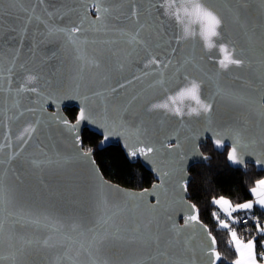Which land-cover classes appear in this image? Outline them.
Returning <instances> with one entry per match:
<instances>
[{
  "label": "snow or ice",
  "instance_id": "1",
  "mask_svg": "<svg viewBox=\"0 0 264 264\" xmlns=\"http://www.w3.org/2000/svg\"><path fill=\"white\" fill-rule=\"evenodd\" d=\"M27 2L31 4V8L22 6L25 0H0V30L3 28L5 18L15 21L18 19V12L25 14L24 23L19 31L16 27L10 28L11 32L17 33V37L16 46L9 49L7 67L4 66V50L0 48V127H8L6 122H17L26 115L30 117L18 133H13L9 127L2 137L3 142L0 143V264L5 260L3 249L6 220L11 221L10 231L7 233L9 241L7 259L11 264H63L66 259L72 264H115L111 259V253L118 247L130 250V255L121 264H217L221 260V253L216 248V237L201 222L196 204L188 203L184 196L180 195L179 204L188 210L186 218L183 219V226H177L166 210L165 219L162 220L156 215L161 209L162 201L158 199L155 205L147 204L143 202V197L150 194L147 190L136 194L111 185L104 179L96 160L93 159L92 149L83 151L80 148V136L75 133L81 122L95 124L99 119L101 121L99 126L105 130L98 134L103 136V141H108L114 135L124 137L126 140L124 147L128 149L127 154L131 157L144 156L155 162L153 154H159L162 149H166L169 150V155L176 152L178 161H182L186 154L179 151L184 148L182 143L173 145L161 141L157 147L151 138L154 129L149 128L143 118L138 121L129 119L130 116H140L139 112L132 111L134 103L140 99L139 94L132 95L122 103L118 101L119 89H125L134 82L143 81L151 76L148 87L158 88L164 102L146 101L142 105L143 114L161 117L160 123L172 118L183 122L184 117H196L206 121L209 127L205 131L214 133L216 137L214 143L218 148L223 147L226 140L230 143V150L226 154L227 161L243 165L250 146L259 143L264 149V124L260 126V135L252 139H248L240 127L222 125L219 130H214L211 124L217 98L227 100L231 97V93L220 84V78L250 68L252 56L249 53L257 50L261 56L260 62L264 65V14L261 16L257 32L256 27L251 26L248 21L250 0H195L190 11L184 9V14L191 18L196 27L173 33L170 40H165L163 21L152 16L150 9L144 8L138 0H128V9L118 10L119 15L116 16L112 15L116 9L104 5L121 4L123 0H82L85 15L81 23L64 28L49 25L35 14L36 7L45 6L46 0ZM165 2L166 0H160V3L155 5L161 16L171 19L174 23L180 22V14L166 11ZM261 3L264 4V0H261ZM92 8L96 12V19L89 21L93 30L96 32L111 30L115 38L99 41L105 47L88 57L83 54V46L98 43L96 39L83 35L85 32L82 27L83 20L88 18L87 14ZM45 11L51 18L53 13L48 12L47 8ZM145 14L151 18V22L143 18ZM33 20L38 22V26L44 25L49 37L63 34L66 45L71 46L72 59L76 67L63 86H54L53 82L43 75L42 69L35 66L36 49L39 46L35 38L36 33L30 41L29 51L32 55L27 60L20 59V52ZM112 20L116 23L110 24L109 21ZM123 22H127L131 27H127ZM230 25L243 30L247 38L245 45L238 46L230 38L228 32ZM77 33L81 35H76ZM119 37H124L123 43L129 48L127 52L121 53L113 47L120 43ZM186 45L191 46V51L178 59ZM140 51L144 53L140 75L133 74L131 79L125 77V82L118 81L117 87L109 86L99 90L90 88V84L96 82L103 84L109 79L113 57L122 56V62L118 61V64L119 70H123L127 61L139 57ZM217 53L223 54V58L214 59ZM209 62L213 67L211 74L204 68ZM30 64L33 66L30 67ZM189 69L201 74L196 75ZM261 79L264 80V76ZM176 80H179L178 84ZM209 81L216 85L211 95L207 93ZM169 84L175 85L179 97L190 98L198 107H191L187 111L180 107H171L168 101L174 103L176 96L168 95L172 91L168 87ZM81 88L90 90L91 96L84 95L85 104L79 109L75 124H69L58 113L51 116L45 114V103L51 105L61 95H67L69 91L79 93ZM22 97L27 98L29 103L22 105ZM32 97L36 98L35 101ZM92 97L100 98L101 105L98 109L88 103ZM234 99L239 103H253L257 115L264 122V94L256 101H249L248 97ZM8 112H12V115L9 116ZM49 120L57 122L69 133L74 134L72 152L67 156L58 157L55 161L46 154L43 160L25 156L28 146ZM133 136L135 142H127ZM103 141L97 146L98 151L103 150L105 146ZM186 151L195 153L197 146L189 141ZM256 163L264 165V159H258ZM5 164L8 165L7 169L2 167ZM72 164H79L85 169V174H65L68 166ZM157 171L163 180L160 184L154 185V193L161 192L166 195L168 189L165 185L176 171L181 175L175 181L174 190L182 194L189 191L190 179L184 178L183 168L169 171L158 168ZM46 172L50 179L45 178ZM30 173L38 176L36 185L27 180ZM250 191L254 199L235 205L223 196L212 199V203L227 217V220L221 219L217 213H213L219 227L229 231V243L234 246L236 253L232 264H258L256 238L245 242L237 236V232L231 226L236 223H248L247 219L241 221L239 217L233 216L234 212L252 213L256 206L257 210H264V178L256 180ZM110 194H119L120 197L126 198L124 207L129 201H139L140 203H136L134 207L136 209L143 207L148 215L144 218L133 217L127 226L116 223L115 217L122 210V206L111 200ZM28 201H47L52 207H56L57 204L63 207L66 217L61 221L63 241L47 233L31 238L27 235H17L26 233L30 227L39 230L42 224H50L53 219H58L50 217L49 214L16 211L17 206ZM85 202L90 204L91 209L107 210L111 207L117 211L113 212L111 217L105 216L102 211H97L91 216L81 214L80 206ZM261 215L264 216V211H261ZM249 218L253 220L255 230L264 234V223L261 219L254 214ZM228 221H231V224ZM197 231L205 234L208 241L206 247L203 244L195 247L192 245L193 235ZM187 232H191L192 235H184ZM261 259H264V253H261Z\"/></svg>",
  "mask_w": 264,
  "mask_h": 264
},
{
  "label": "water",
  "instance_id": "2",
  "mask_svg": "<svg viewBox=\"0 0 264 264\" xmlns=\"http://www.w3.org/2000/svg\"><path fill=\"white\" fill-rule=\"evenodd\" d=\"M194 2L195 0H166L165 10L172 13L178 12L180 14L181 21L174 23L171 19L161 16L160 11L155 6L160 3V0H138V3L143 5L144 8L150 9L152 16L156 17L157 20L163 21V34L165 40H170L173 36V33H179L185 28L192 30L194 27H196V25L192 23L191 18L187 17L184 14V9L187 8L190 11L191 5ZM22 6L25 8H31V4H29L27 0H25V3ZM104 6L116 9L117 11H113L112 13L113 16H116L119 15L118 10L122 9L126 11L129 5L128 0H123V3L121 4H111ZM45 8H47L48 12L53 13L51 18L48 17ZM248 10V21L251 26L256 27V30L258 32V25L261 23V16L262 14H264V4L261 3V0H250ZM35 14L40 16L49 25L61 28L69 27L72 24H80L85 15L82 0H46L45 6L36 7ZM17 16L18 19H16L15 21H12L9 18H5L3 22V28L2 30H0V48H3L4 50L5 67L8 66L9 49L13 46H16L15 38L17 37V33L11 32L10 28L16 27L19 31L24 23L25 14L23 12H18ZM87 17L88 18L86 20H83L82 27L85 29L83 35H87L90 39H96L98 41L97 44L90 43L86 46H83V54L85 56L91 57L95 55L101 48L105 47V45L99 43V41L113 39L115 37L111 30L100 32H96L93 30V26L90 25L89 21L96 19V12L94 8L89 10ZM143 18H147L149 19V22H151V18L147 17L146 14ZM121 21H123V17H121ZM109 23H116V21L112 20L109 21ZM123 23L129 28L131 27V25L127 24V22ZM228 32L230 34V38H232L238 46H243L246 44L247 38L243 30L234 25H230L228 28ZM34 33H36L35 38L39 42V46L36 49L35 66L38 69H42L43 75L47 79H50L53 82L54 86H63L67 82V78L73 74L76 67L75 62L72 59L73 54L71 46L66 45V38L63 34H57L49 37L46 34L47 30L45 29L44 25L40 24L38 26V22L33 20L31 25L29 26L24 46L20 52L21 60H27L32 55L29 51V47ZM40 33H44V35H40ZM76 35L81 34L77 33ZM119 40L120 43L114 45L113 47L115 49H118L121 53L127 52L129 48L123 43L124 37H119ZM196 50L197 52L199 51V46H197ZM190 51L191 46L186 45L177 58L179 59L180 56H183ZM249 55L252 56V65L250 68L244 69L243 71L232 72L230 75L220 78V84L225 87L229 93H231V97L227 100H220L219 98H217V102L215 104L216 110L213 114L211 127L214 130H219L222 125H234L242 128L244 130L245 136L248 139H252L260 135V126L264 124V122H262L257 115L255 111V105L253 103H239L235 102L234 99L238 97H248L249 101H256L262 94H264V80L261 79V77L264 76V65H262L260 62V53L257 50L255 52L249 53ZM143 56V51H140L139 57L134 58L131 61H127L126 66L123 70H119L118 64V61L122 62V56L113 57L111 61V72L109 75V79L103 84H101L100 82L90 84V88L93 90H99L103 87H117V82H125V77L131 79L133 74L140 75L143 67ZM219 58H223V54L217 53L214 59ZM29 66L32 67L33 65L30 64ZM204 68L205 71H207L209 74H211V72L213 71L211 62L206 63L204 65ZM189 71H193V73L196 75L201 74L194 69H189ZM237 77L239 78L237 79ZM151 79L152 77L150 76L143 81L134 82L132 85L127 86L125 89H119L118 101L122 103L128 100L132 95L139 94L140 99L134 103L132 111L139 112L140 116H130L129 119H135L138 121L139 119L143 118L146 125L149 128L154 129V134L151 138L153 142L156 143L157 147L160 146L161 141H164L166 144L171 143L173 145L177 144L178 142L182 143L184 145V148L180 149L179 151L186 152V154L184 155V159L182 161H178L177 153L172 152V154L169 155V150L166 149H162L159 154H153L155 156V162L144 156L131 157L127 154L128 149L124 147L126 143L125 138L114 135L111 136L108 141H103L102 136L99 145L102 141L105 145L104 148L110 145L120 144L131 161L137 162L138 160H140L142 164L154 174L155 181L151 186L141 189L123 186L106 178L98 163L97 166L99 167L100 172L106 181H108L113 186L119 187L123 191L140 194L147 190V192L150 194L143 197V202L155 205L158 199L161 200V209L156 213V215L164 220V211L166 210L168 214L171 215L172 221H174L177 226H183V219L186 218L188 210L186 208H182V206L178 202V197L180 195H183L184 199L188 203H194L190 200V192L188 191L187 193L182 194L179 193L178 190H174L175 181L181 175L179 171H176L173 176L169 177V183L165 185V188L168 189L167 194L165 195L161 192L154 193V185L160 184L163 180V177L160 175L157 169L159 168L163 171H169L171 169L183 168L185 173L184 178L190 179L191 181V166L206 162L208 160L207 155L204 153L201 147L203 144H206L210 140L217 151L224 152L226 148L230 150V143L226 140L225 145L218 148L214 143V140L216 139L214 133L205 131V129L209 127V125L202 119L196 117H184L183 122H178L177 118H172L163 120V122L160 123L159 121L161 120V117L143 114L142 105L146 101L164 102V99L161 96L160 90L158 88L151 89L148 87ZM178 83L179 80H176V84ZM168 87L172 89V91H170L168 95L176 96L174 103L172 101H168L171 107H180L185 111H187L191 107H198L195 101L191 100L190 98L179 97L175 85L169 84ZM215 89V83L213 81H209L207 83V93L211 95L215 91ZM84 95L91 96V91L85 88H81L79 90V93L75 91H69L67 95H61L55 103H51V105L49 103H45V114L47 116H51L53 113H58L59 116L66 119L69 124H75L76 119L72 120L67 114L66 109L76 106L78 108V113L76 116L77 118L79 115V109L85 104V100L83 98ZM203 95L204 90L202 89V98ZM21 99L22 105H26L29 103L27 98L22 97ZM32 99L35 101L36 98L32 97ZM88 103L93 108L97 109L101 105L100 98L98 97H92L91 100L88 101ZM8 115L11 116L12 112H8ZM28 119H30V117L26 115L17 122H6L8 123V127H0V143L3 142L2 137L8 131L9 127L11 128V131L13 133H18L24 126L25 121ZM100 123L101 121L99 119L95 124L91 122L80 123L79 128L77 129L75 134H78L80 136V148L83 151L88 150L83 143V130L85 128H89L90 130L98 134L102 133L105 130L99 126ZM73 135L74 134L69 133L67 129L63 128L62 125L58 124L55 121L49 120L46 126H42L40 128L36 138L28 146L24 155L29 158H38L43 160L45 158L44 154H46L47 157L52 158L55 161L58 157L67 156L72 152ZM189 141H191L193 145L197 146V152L194 153L186 151L187 147L189 146ZM127 142H135V137H130ZM262 151H264V149L261 148V145L259 143L252 145L249 147V149H247L243 165H235L231 162L230 164L233 167L241 168L243 170H246L248 164H252L257 168V170L264 171L262 170L264 169V165L256 163V160L264 159ZM8 152L10 154L11 150L9 149ZM253 152L254 154H252ZM92 157L96 160L95 149H92ZM2 167L7 169L8 165L5 164L2 165ZM53 167H55V165H53ZM72 173L85 174V169H83L79 164H72L68 166V170L65 174ZM45 178L50 179V176L47 172L45 173ZM27 180L31 184L36 185L38 182V176L30 173L27 176ZM110 199L122 206V210L115 217V221L118 224L127 226L131 222L133 217L144 218L148 215L143 207L139 209H136L134 207L136 203H140L139 201H129L127 202V206L124 207L126 198L120 197L119 194H110ZM16 211L20 213L49 214L50 217L58 218L53 219L50 224H42L39 230L30 227L26 230V233H17L18 236L27 235L29 238H31L33 236L39 237L40 235L47 233L48 235H51L54 238L63 241L64 238L61 235L63 231V224L61 223V221H63L66 217L61 205L57 204L56 207H52L51 204L47 201H28L22 203V205L17 206ZM79 211L81 214L90 216L97 211H102L105 216L111 217L112 213L117 210L111 207H109L107 210L91 209L90 204L85 202L80 206ZM201 222L206 225L202 220ZM10 225L11 221L6 220V235L3 249L5 260L3 264H11V262L7 259L9 255V241L7 239V233L8 231H10ZM207 228L210 230L208 226ZM58 229H60L61 231L58 232ZM184 235H192V233L187 232ZM213 236L215 235L213 234ZM201 244L206 247L208 241L205 239V234L197 231L193 235L192 245L195 247ZM216 248L218 250L217 244ZM129 255L130 250H125L124 248L118 247L111 253V259L115 262V264H121V262L123 260H126ZM197 255H200L198 250ZM221 261L222 256L221 260L218 261L217 264H220ZM63 264H72V262L66 259Z\"/></svg>",
  "mask_w": 264,
  "mask_h": 264
},
{
  "label": "trees",
  "instance_id": "3",
  "mask_svg": "<svg viewBox=\"0 0 264 264\" xmlns=\"http://www.w3.org/2000/svg\"><path fill=\"white\" fill-rule=\"evenodd\" d=\"M66 112L72 120H75L78 108L70 107L66 109ZM82 138L87 149H95L96 161L109 180L123 186L140 189L151 186L155 181L154 174L140 160L131 161L120 144L110 145L98 151L97 146L102 136L89 128L83 130ZM201 147L208 160L190 168L192 174L189 184L190 200L196 204L200 219L217 239L218 250L222 256L220 264H232L236 253L234 246L229 243V231L219 227L213 213H217L221 219L227 220V217L212 203V199L223 196L230 199L233 204L252 199L250 189L254 187L256 180L264 178V171L257 170L252 164H248L246 170L233 167L226 159L228 148L224 152H219L210 140ZM257 208L255 207L252 213H236L234 216L239 217L241 221L247 219L248 223H236L231 226L245 240L256 238V252L258 258L263 260L261 253H264V234L255 230L254 222L249 218L254 214L264 223V216L261 215V211L264 210H257ZM228 222L231 224V221Z\"/></svg>",
  "mask_w": 264,
  "mask_h": 264
},
{
  "label": "crops",
  "instance_id": "4",
  "mask_svg": "<svg viewBox=\"0 0 264 264\" xmlns=\"http://www.w3.org/2000/svg\"><path fill=\"white\" fill-rule=\"evenodd\" d=\"M224 198H226V197H224ZM226 199H228V198H226ZM252 199H254V197L252 198ZM229 201H230V199H228ZM251 200V199H250ZM231 202V201H230ZM232 203V202H231ZM233 204V203H232ZM233 205H235V204H233ZM218 207V206H217ZM256 207H258V206H256ZM255 208V207H254ZM219 209V208H218ZM220 210V209H219ZM254 210V209H253ZM221 211V210H220ZM222 212V211H221ZM241 212H243V211H241ZM223 213V212H222ZM236 213H238V212H234L233 213V216L236 214ZM224 214V213H223ZM237 232V231H236ZM237 236L241 239V240H243V241H247V240H245V239H243L239 234H238V232H237ZM257 253V252H256ZM257 260H258V264H264V259L263 260H260L259 258H258V255H257Z\"/></svg>",
  "mask_w": 264,
  "mask_h": 264
},
{
  "label": "built area",
  "instance_id": "5",
  "mask_svg": "<svg viewBox=\"0 0 264 264\" xmlns=\"http://www.w3.org/2000/svg\"><path fill=\"white\" fill-rule=\"evenodd\" d=\"M243 220H245V219H243Z\"/></svg>",
  "mask_w": 264,
  "mask_h": 264
}]
</instances>
